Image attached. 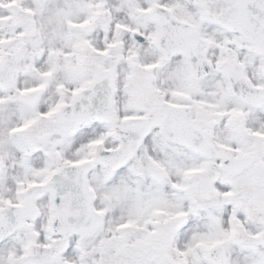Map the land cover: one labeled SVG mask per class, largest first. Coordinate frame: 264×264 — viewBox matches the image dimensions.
I'll return each instance as SVG.
<instances>
[{"label":"snow or ice","instance_id":"6c2138e0","mask_svg":"<svg viewBox=\"0 0 264 264\" xmlns=\"http://www.w3.org/2000/svg\"><path fill=\"white\" fill-rule=\"evenodd\" d=\"M0 264H264V0H0Z\"/></svg>","mask_w":264,"mask_h":264}]
</instances>
